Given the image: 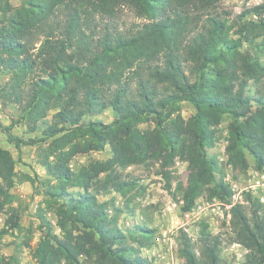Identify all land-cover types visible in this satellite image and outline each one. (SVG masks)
<instances>
[{"label": "trees", "instance_id": "16d2710c", "mask_svg": "<svg viewBox=\"0 0 264 264\" xmlns=\"http://www.w3.org/2000/svg\"><path fill=\"white\" fill-rule=\"evenodd\" d=\"M222 1L42 0L0 25V72L13 78L6 98L21 106L44 142L52 140L41 166L55 182L47 196L57 206L60 234L46 225L33 249L37 264H79L80 258L92 264H146L130 243L144 248L154 232L134 227L126 235L93 188L124 192L133 184L121 179V170L152 159L166 164L179 155L195 166L182 189L183 213L203 189L209 198L226 201L229 189L217 179L218 164L204 148L213 143V128L224 117L230 119V163L247 168L246 152L257 169L264 167V65L240 52L243 41L261 36L263 6L243 12L242 17L258 15L259 22H245L231 39L223 19L202 15ZM124 7L143 19L130 30L115 22ZM251 82L257 87L253 93ZM183 102L195 109L192 123L180 114ZM105 110L113 113L110 124L80 127L84 118ZM147 123L153 124L141 129ZM105 148L104 161L71 167L77 155ZM14 168L12 155L0 148V211L13 202ZM247 201L250 215L239 204L229 210L232 242L246 250L242 264H264V205L250 195ZM19 222L20 213L11 208L2 234L19 230ZM184 239L186 264H221L220 238L206 225L199 232V254Z\"/></svg>", "mask_w": 264, "mask_h": 264}, {"label": "rangeland", "instance_id": "374dc122", "mask_svg": "<svg viewBox=\"0 0 264 264\" xmlns=\"http://www.w3.org/2000/svg\"><path fill=\"white\" fill-rule=\"evenodd\" d=\"M38 1L42 0H0V25H6L13 16L34 10ZM258 6H263L260 17L264 20V0H224L202 15L223 19L230 30L229 37L236 39L240 26L245 22H259L258 15L242 17L243 12ZM142 21L134 8L124 7L118 10L115 22L119 29L130 30ZM258 32L261 35L259 38L252 36L251 42L243 41L240 52L247 59H259L264 65V46H261L264 41V29ZM36 75L33 74L25 80L24 88L30 87L31 80L35 79ZM12 81L10 73L0 72V148L7 150L15 161L14 185L9 193L13 197V202L0 211V264H37L33 249L47 232L46 225H50L56 235L60 234L53 214L57 206L47 196L49 186L54 185L55 182L48 177L41 166L52 140L44 142L41 130L33 131L21 111V106L6 98ZM250 85V93H253L257 87L252 82ZM195 113L191 104L187 102L181 104L180 114L185 122L192 123ZM53 114L54 111L49 112V120ZM112 121L113 113L105 110L102 114H93L84 118L80 127L83 128L89 123L108 125ZM152 124L147 123L140 127L145 129ZM229 124L230 119L224 117L220 124L213 128V143L204 148L218 164L216 177L219 181L223 180L226 173H230L235 181L245 185L249 172L257 169L250 155L244 153L247 161L245 169L230 163L232 170L229 171L220 161L222 148L229 147ZM108 157L109 150L105 148L102 152L77 155L70 165L77 170L92 160L104 161ZM50 160L53 158L51 157ZM164 163L163 160L152 159L144 164L132 165L121 170V179L133 184L124 192L104 193L93 188L98 201L105 203L107 210L111 211L110 214L108 213L109 218L115 220L117 226L126 235L134 227L146 228L154 232L144 248H139L129 241L131 246L137 248L139 257L145 260L146 264H186L181 253L185 244L184 235L199 254V232L201 226L206 225L207 232L211 236L220 238L221 264H242L246 250L232 242L230 217L224 206L226 201L209 198L208 192L203 189L190 212L183 213L182 189L187 187L190 177L195 172V166L179 155ZM103 177L104 175L101 176V181ZM1 200L3 197L0 198ZM243 207L250 215L251 208L247 197ZM11 208L17 209L20 213V229L2 234ZM79 264H92V261L80 258Z\"/></svg>", "mask_w": 264, "mask_h": 264}, {"label": "built area", "instance_id": "2783aa9c", "mask_svg": "<svg viewBox=\"0 0 264 264\" xmlns=\"http://www.w3.org/2000/svg\"><path fill=\"white\" fill-rule=\"evenodd\" d=\"M226 150V147L222 148L220 161L223 162L226 170L231 171L232 165L230 164L229 154ZM248 175L249 178L245 185H241L235 181L230 173H226L223 177L222 182L229 189V197L224 202L229 217L231 207L238 204L243 206L247 195H250L252 199H256L260 204L264 205V170L253 169ZM108 213L110 214L111 211L108 210Z\"/></svg>", "mask_w": 264, "mask_h": 264}]
</instances>
